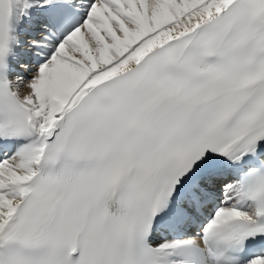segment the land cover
<instances>
[{
    "label": "snow or ice",
    "instance_id": "1",
    "mask_svg": "<svg viewBox=\"0 0 264 264\" xmlns=\"http://www.w3.org/2000/svg\"><path fill=\"white\" fill-rule=\"evenodd\" d=\"M0 264H264V0H0Z\"/></svg>",
    "mask_w": 264,
    "mask_h": 264
}]
</instances>
